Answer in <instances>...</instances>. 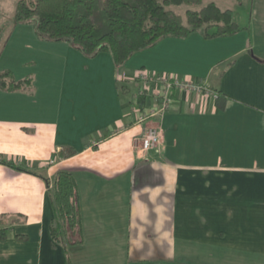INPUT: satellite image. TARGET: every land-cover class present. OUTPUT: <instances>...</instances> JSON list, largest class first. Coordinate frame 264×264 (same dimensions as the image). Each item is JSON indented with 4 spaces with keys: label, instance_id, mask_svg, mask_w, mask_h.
I'll list each match as a JSON object with an SVG mask.
<instances>
[{
    "label": "crops",
    "instance_id": "0c3cea01",
    "mask_svg": "<svg viewBox=\"0 0 264 264\" xmlns=\"http://www.w3.org/2000/svg\"><path fill=\"white\" fill-rule=\"evenodd\" d=\"M0 3L1 29L17 0ZM253 37L250 26L167 37L119 70L107 52L87 57L40 39L34 24L0 30V72L33 78L30 88L0 89V159L14 163L0 161V264H69L67 254L75 264L76 251L79 264H99L102 249L131 264H264V52ZM142 70L209 91L174 88L167 110L151 114V97L139 104ZM155 124L161 143L145 150L141 137ZM70 147L77 152L63 157ZM60 170L74 174L82 213L83 242L67 252L52 247L49 230L45 178Z\"/></svg>",
    "mask_w": 264,
    "mask_h": 264
},
{
    "label": "trees",
    "instance_id": "16d2710c",
    "mask_svg": "<svg viewBox=\"0 0 264 264\" xmlns=\"http://www.w3.org/2000/svg\"><path fill=\"white\" fill-rule=\"evenodd\" d=\"M203 0H17L13 18L0 30L19 23L34 24L42 40L64 41L87 57L109 53L117 69L125 67L136 53L156 46L167 37L188 38L199 33L205 39L231 36L247 29L233 19V11L210 2L193 8ZM177 7H185L179 12ZM161 74H158L160 76ZM33 78L17 80L10 70L0 72V89L16 91L30 88ZM150 95L145 90L140 97L143 108ZM227 96L218 93L216 105L227 107ZM77 151L70 147L62 151L69 157ZM13 165L11 161L0 159ZM37 173L27 166H17ZM49 186L53 217L49 224L52 247H69L83 242L80 194L74 174L58 171ZM6 229H0V239ZM22 239V236H18ZM68 263L72 264L67 254Z\"/></svg>",
    "mask_w": 264,
    "mask_h": 264
},
{
    "label": "rangeland",
    "instance_id": "374dc122",
    "mask_svg": "<svg viewBox=\"0 0 264 264\" xmlns=\"http://www.w3.org/2000/svg\"><path fill=\"white\" fill-rule=\"evenodd\" d=\"M210 2H215L218 4L220 7L223 8H229L233 11V19L242 27H247L246 30H249V26L251 28H254V37L253 41L255 44V52L260 53L261 51L264 52V16L260 17L259 16V11H264V0H203L201 4L197 6H192L193 8L200 9L202 6L210 3ZM1 4V3H0ZM1 7V6H0ZM179 12H184L185 7H177L176 8ZM1 10V9H0ZM11 11V10H10ZM11 13V12H9ZM10 15V14H9ZM248 25V26H247ZM245 30V29H244ZM143 85H141V89H139L138 94H141ZM148 94L152 98V101L155 100V94L152 91L151 86H148ZM132 109V108H131ZM133 110V109H132ZM153 126V125H152ZM154 126H157L156 124ZM159 127V126H157ZM147 128V127H146ZM162 138V134H161ZM73 251V250H72ZM99 252V250H98ZM73 254V261L75 264H79V258L77 255V251L72 252ZM99 253L102 254L100 257V262L99 264H103L102 260L105 259L104 262L110 260V263H104V264H131L130 262L125 261V258H107L104 254L106 253V250H101ZM75 255V256H74ZM228 260H232L233 262L230 264H249L248 260H243V258H235L232 256V258L227 257ZM98 259V258H97ZM177 258L176 261H168L167 259L161 260V259H155L154 262L151 263H137V264H196L198 258H190L191 262H188L184 258ZM212 261L215 260V257L210 259ZM225 260L224 257H220V261L223 262ZM97 262V261H96ZM135 264V263H133Z\"/></svg>",
    "mask_w": 264,
    "mask_h": 264
},
{
    "label": "built area",
    "instance_id": "2783aa9c",
    "mask_svg": "<svg viewBox=\"0 0 264 264\" xmlns=\"http://www.w3.org/2000/svg\"><path fill=\"white\" fill-rule=\"evenodd\" d=\"M142 82L141 94L151 86L153 93L155 94V100L153 102V111L151 114L164 112L173 102L172 91L174 88L179 89H189L194 91H209L205 85L199 84L197 82L189 80H179L174 77H169L166 75H155L148 70H142L139 75ZM148 118V115H143L140 117L141 120ZM161 130L157 126H148L142 137V148L145 150H150L156 148L161 143Z\"/></svg>",
    "mask_w": 264,
    "mask_h": 264
}]
</instances>
